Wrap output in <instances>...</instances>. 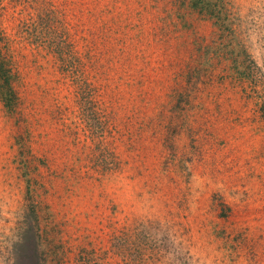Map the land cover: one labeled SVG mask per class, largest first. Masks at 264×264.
Here are the masks:
<instances>
[{
    "label": "rangeland",
    "instance_id": "rangeland-1",
    "mask_svg": "<svg viewBox=\"0 0 264 264\" xmlns=\"http://www.w3.org/2000/svg\"><path fill=\"white\" fill-rule=\"evenodd\" d=\"M211 4L0 0V264H264V0Z\"/></svg>",
    "mask_w": 264,
    "mask_h": 264
},
{
    "label": "trees",
    "instance_id": "trees-1",
    "mask_svg": "<svg viewBox=\"0 0 264 264\" xmlns=\"http://www.w3.org/2000/svg\"><path fill=\"white\" fill-rule=\"evenodd\" d=\"M191 7L199 9L200 11L213 12L211 0H189ZM210 13V16H212ZM215 13V12H214ZM213 13V15H214ZM2 67L0 66V96L4 106L13 111L16 108L17 95L14 88L11 85L10 75L5 72H1ZM243 75L246 73L242 72Z\"/></svg>",
    "mask_w": 264,
    "mask_h": 264
}]
</instances>
